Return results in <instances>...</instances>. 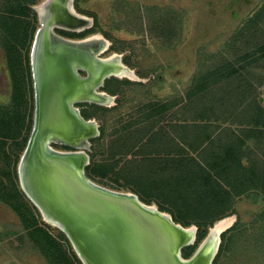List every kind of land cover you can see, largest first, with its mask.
<instances>
[{
  "label": "rangeland",
  "instance_id": "obj_1",
  "mask_svg": "<svg viewBox=\"0 0 264 264\" xmlns=\"http://www.w3.org/2000/svg\"><path fill=\"white\" fill-rule=\"evenodd\" d=\"M12 1L0 0V16L8 15L9 7L18 9L8 5ZM30 1L22 0L21 9L17 10L23 14L20 18L25 22L17 48L20 82L16 95L6 42L0 40V112L15 108L20 124L18 140L0 135V264H83L66 234L44 220L42 212L23 190L19 178V164L35 124L36 80L32 51L42 28L36 6L47 0ZM71 3L77 13L92 18L93 27L86 30L87 36L100 32L111 42L110 49L101 58L114 52L121 54L120 60L142 79L134 81L113 76L105 80L100 90L115 97L116 106L89 102L76 105L84 110L82 114H92L90 120H95L100 130H104L108 146L111 134L123 131V126L133 128L131 126L142 118L143 112L171 110L178 102L182 103V113L190 117L198 115L191 110L193 103L185 102L201 72L199 69L205 67L209 55L215 54L217 58L218 53L224 52L226 55L221 58H232L234 47L240 44L235 39L239 28L248 20L257 19V14L264 15V0H72ZM7 19L4 22L11 25L12 20ZM2 20L0 17V23ZM53 30L66 36L73 33L62 28ZM0 31V35L7 37L5 28ZM260 98L264 103V89ZM25 136H28L26 147L18 150V143ZM88 142L85 150L89 154V165L85 169L87 177L100 186L117 190L111 183V158L99 152L105 142L99 138L88 139ZM220 143L221 138H216L211 149ZM100 170L107 176L96 175ZM220 173L211 170V174L221 179L229 190L222 192L223 207L236 212L233 215L243 228L242 235L233 237V243H237L231 249L235 248V251H229L223 264H264V218L261 217L264 198L256 199V195L264 196V190L256 189L262 186L260 170L256 169L254 184L249 185L247 179L236 180V190L229 178V167L222 177ZM242 188L247 193L239 196L236 191ZM232 234L233 231L228 232L226 238ZM59 248L62 252L56 254Z\"/></svg>",
  "mask_w": 264,
  "mask_h": 264
},
{
  "label": "water",
  "instance_id": "obj_2",
  "mask_svg": "<svg viewBox=\"0 0 264 264\" xmlns=\"http://www.w3.org/2000/svg\"><path fill=\"white\" fill-rule=\"evenodd\" d=\"M65 1L72 2L53 1L48 16L61 18L59 5ZM52 25L50 22L42 23L32 51L38 110L31 138L19 164V178L25 193L31 200L33 198L42 214L48 210L62 224V231L83 264H213L220 248L218 245L215 253L210 249L211 227L192 256L185 258L183 250L193 246L194 242L190 240L188 227L176 222L171 214L168 217L167 213L154 210L137 196L95 184L86 175L88 165L82 166L85 157L80 158L75 152L61 155L48 149V140L54 136L52 132H46L50 120L45 115L49 110L45 87L51 85L48 81L51 74L47 68L50 64L58 67L66 65L69 73L80 80L75 88L81 94L88 91L93 71L90 62L73 60L80 47L55 37ZM41 31L47 42L37 49L46 45L43 59L46 58L48 64L44 62L40 65L42 52L36 51V44ZM51 44L57 47L53 53ZM90 59L98 61V58ZM37 66L39 83L36 79ZM80 66L88 71L87 77L77 75ZM107 78H103L100 87ZM61 80L52 81H60L62 87L71 85ZM75 114L77 129L86 132L85 118L76 111Z\"/></svg>",
  "mask_w": 264,
  "mask_h": 264
},
{
  "label": "trees",
  "instance_id": "obj_3",
  "mask_svg": "<svg viewBox=\"0 0 264 264\" xmlns=\"http://www.w3.org/2000/svg\"><path fill=\"white\" fill-rule=\"evenodd\" d=\"M21 2L22 0H13L12 2H9V6L18 9H9V7L7 8V10H10L8 11L9 14H3L0 16L3 18L0 23V30L5 28L8 32L7 37L0 35V40L6 42V53L9 57L8 63L10 70H13L12 73L14 75L13 87L15 95L19 94L17 84L20 82L19 73L17 72V64L19 63L18 58L20 57L19 51L17 50L18 40L22 38L21 36L25 22L20 18L21 13L17 11L21 9ZM30 2L36 3V0H31ZM260 11L261 10H259V12ZM16 15L17 17L15 18L14 16ZM256 18L257 19L254 22L253 20L247 22L246 26L243 28L241 37L238 40L240 42V47L238 51L237 49L235 50L236 56H233L234 58L223 57L219 59L224 62L223 65L225 67L223 69L225 70L223 73V80L230 82L227 83L230 87L226 86L225 89L219 87L222 93H225V95L222 96L223 99L219 100L215 95V88H211L210 86L209 88L207 84L202 81L199 83L195 82L192 90L187 94L188 98L185 102V104L188 102L191 104L193 103L191 105V110L198 114L192 117L194 121H197V116L201 117L202 121L205 119L207 121H212V118L215 117L214 114L217 113L219 116H223V123L229 125L224 127L219 125H207L206 127L210 128L213 126V128L207 131L204 136L205 139L199 148L196 149V152H199L198 156L201 160L207 162V167L210 170L208 171V175H211V170H216L221 172L220 177H222V173L226 171L227 167H229V178L233 185V189L235 190L236 180L239 182L246 181V179L250 180L249 185L251 183H256L254 177L257 175L256 169L260 170L259 177L262 179V186L256 184L254 185V189L256 188L255 186H258L256 189L260 188V190H264V103L260 98V94L264 89V15L257 14ZM5 19L12 20L11 25L5 23ZM223 55H226V53ZM238 63L239 66H237ZM252 78H254L258 84L251 83L253 80L251 81L250 79ZM244 79L247 80L245 84ZM179 105L182 110V103ZM16 114L17 111L15 108H11L9 111L3 110L2 114L0 112L1 136L11 137L18 140L17 134L20 132V124ZM91 115L92 114L90 113H86L85 117L90 119L92 117ZM215 118L219 119L220 117ZM127 127L128 126H123V131L110 135L111 139L109 146L107 145V139L104 138L105 132L102 130L99 140L102 142L104 141L105 145L103 148L99 149L100 151H98L101 152L102 155L110 157L111 160L114 159L116 153L112 152V138L118 134L128 132L130 129ZM219 137L221 138V143L216 148L211 149L212 144L215 142L216 138ZM27 141L28 136H25L22 141L18 143V150L25 149ZM14 150L16 151V149ZM111 160L109 166H111ZM97 173L96 175L103 178L107 176V173L104 171L102 172V170ZM225 190H227V188H225ZM236 192H238L239 196L247 193L244 188L237 189ZM258 196L259 195H256L257 200L258 198H264V196ZM142 200L145 201L144 199ZM235 213L236 212H231L229 215ZM261 214V217L264 218V211ZM172 216L176 222L181 223L185 227H189L193 224L198 227L195 246L193 245L183 250L184 257L189 258L206 237L209 227L214 225L216 221H209L202 217L200 221L195 222L181 219L183 218V215L173 214ZM184 216L187 218L201 215L187 214ZM242 229L243 228H240L237 221L232 228L222 234V243L213 264H223L229 251H235V248L231 249L234 246V243H237H233V237L237 238L239 235H242ZM232 231L233 234L229 238H226L227 233ZM49 237L51 238V236ZM64 239L68 240L65 236ZM61 252L62 249L59 248L56 254ZM60 257H62V254Z\"/></svg>",
  "mask_w": 264,
  "mask_h": 264
},
{
  "label": "crops",
  "instance_id": "obj_4",
  "mask_svg": "<svg viewBox=\"0 0 264 264\" xmlns=\"http://www.w3.org/2000/svg\"><path fill=\"white\" fill-rule=\"evenodd\" d=\"M246 23L235 36L238 43ZM239 47L240 44L234 47L233 56H236L235 50L238 51ZM223 54L218 53L217 58L215 54L209 55L195 80L215 88L219 100L225 95L219 87H230L227 85L230 82L223 80L225 67L224 62L219 60ZM250 80L258 84L254 78ZM181 111L180 105L175 102L171 110L143 112L133 128L113 137L112 152L116 156L111 160V183L117 189L133 193L143 203L156 206L161 213L183 215L181 219L195 222L202 217L216 221L232 211L224 209L222 204V192L226 186L221 179L208 175L207 162L200 159L196 149L205 139L207 131L213 128L207 125L224 127L226 124L222 121L223 116L217 113L214 116L219 119L214 117L212 121H202L197 116V121H194ZM187 214L201 216L186 218L184 215Z\"/></svg>",
  "mask_w": 264,
  "mask_h": 264
},
{
  "label": "bare ground",
  "instance_id": "obj_5",
  "mask_svg": "<svg viewBox=\"0 0 264 264\" xmlns=\"http://www.w3.org/2000/svg\"><path fill=\"white\" fill-rule=\"evenodd\" d=\"M53 1L54 2L56 1L57 3V1L59 0H49L48 2H45L42 5L36 6V9L40 12V15H41V22L44 23V25L50 22L54 24L51 26L52 28L57 27V28L69 29L72 31H78V32L83 31L92 26V18L86 15L77 13L71 2L66 4L68 8L67 16L69 17L65 15H61L62 17L58 19V17L56 18L55 15H51V18H50L48 16L50 12L49 9H51L50 4ZM52 33H54L55 37L58 36L56 35L54 31H52ZM45 38L46 36H44L41 31V33L39 34L38 40H37V44H36V51L38 50L42 52V56H40L41 58L40 65L41 63L46 62V58L43 59V54H44L46 45H44V48L40 50L37 48L41 47L42 43L45 44L47 42V39ZM61 39H65L66 41H68L67 43H72L73 45H77L78 47H80L78 50V53L76 52L77 53L76 56L73 57V60H76L79 62L88 61L91 63V69L93 70L91 72V76H90L91 79L89 80L90 82L88 83V91L80 94L77 97L78 102H89V103H96L99 105L101 104V105H107V106L114 105L115 97H113L106 91L100 90L102 80L105 76L107 77L115 76L120 79H131L134 81L142 80L132 68H129L127 65H125L120 60L122 56L121 54L114 52L113 54H110V56L106 58H101V55L110 49L111 42L108 39H106L104 35L101 34L100 32L91 34L81 40H70L64 37H61ZM48 41H52V40L48 38ZM50 46L52 47V50H51L52 53L55 52L54 49H56L57 47H55V45L53 44H51ZM35 57L37 58V55ZM40 58H38V60ZM90 58H94V59L98 58L99 63L98 61L93 62ZM36 79L38 82V66H37ZM75 110H78V109H75ZM84 120L86 123L85 125H86L87 130L86 132H83V131L81 132L80 140L77 142L75 141L69 142L65 140V142L70 143L71 145H76L81 149L75 152V154L80 155L79 156L80 158L81 156L85 157L84 161L82 162V166L84 164L89 165V155L85 152V150L89 146L88 138L96 137L99 134L98 124L95 120H90V119H84ZM53 136L54 137H50V139L48 140V142L50 143H48L47 147L50 151L61 154V155L72 154V153H68L64 151H59L56 148L52 147L53 142H58V143L64 142V140L61 137L57 135H53ZM97 185H100V184H97ZM130 195H132L133 197H136L133 193H130ZM153 209L159 211L156 206H154ZM46 211L47 212L43 211L44 220L48 224L54 227H57L60 230H63L64 228L62 224H60V222L57 219L53 218V216L49 213L48 210ZM167 215L168 217H170L169 214ZM236 222H237V216L232 214V215H228L226 217L216 220L215 224L211 226V230H210L211 231V241L209 243L211 244L210 249L212 250L213 253L216 252L218 245H219V248L221 246L222 234L228 231L230 228H232ZM197 231H198V227L195 224L188 227L190 240L191 242L194 240L193 245L197 241Z\"/></svg>",
  "mask_w": 264,
  "mask_h": 264
},
{
  "label": "flooded vegetation",
  "instance_id": "obj_6",
  "mask_svg": "<svg viewBox=\"0 0 264 264\" xmlns=\"http://www.w3.org/2000/svg\"><path fill=\"white\" fill-rule=\"evenodd\" d=\"M67 3H69V1H65L63 4L59 5V11L61 12L62 15H66V16L68 15L67 13L68 8L66 6ZM92 27H93V24L90 28H87L83 31H80V32L73 31V33H67V36L63 34H57L54 30L53 31L56 33V35H58L56 37L61 38L65 36V38L68 37L69 39H83L87 37L86 30L90 31ZM66 30H69V29H66ZM46 64H48V62H46ZM57 67H58L57 65L51 66L50 64L49 67L47 68V70L51 74V76H49V79H48L51 85H49L47 88L45 87L46 89L45 94L47 91L46 99L49 104L48 113H45V115L48 116V119L50 120L49 122L50 125L47 127L48 130L46 132H52L51 134L57 135L64 140L63 143L53 142L52 147L54 148L60 147L61 149H59V151L63 149L65 150L64 152H68V153L77 152L78 150H81V149L76 145H71L70 143L65 142V140L69 142L70 141L77 142L81 138V130H79L80 128L77 129L75 125V119L73 116V115H76L75 111L81 117L87 119L85 117V114H82V111L84 112V110L76 107L77 104L83 103V102L77 101V97L81 93L79 92L77 93L78 88H75L79 84L80 80L77 78V76H72L71 73H69V68L66 67V65H62L61 67H58V68ZM77 73L79 77H87L89 74L88 71L82 70L81 67H79ZM51 77H54V78H51ZM53 79H59V80L63 79L61 81L66 80L67 83L69 82V84L71 85L62 87L60 86L62 85L59 83L60 81L56 83L55 81H52ZM36 89H37V86L35 82V92L37 91ZM35 97H36V107H35V116H36L37 110H38L37 92H36ZM75 109H78V110H75ZM98 129H99L98 136L92 137L91 139L99 138L101 136L102 130H100L99 125H98Z\"/></svg>",
  "mask_w": 264,
  "mask_h": 264
}]
</instances>
